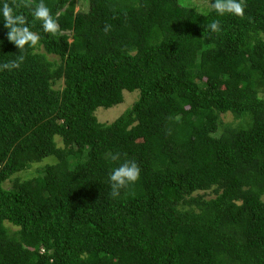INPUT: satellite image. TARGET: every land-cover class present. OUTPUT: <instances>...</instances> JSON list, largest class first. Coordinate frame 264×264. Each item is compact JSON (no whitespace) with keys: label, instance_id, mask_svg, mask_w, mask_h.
<instances>
[{"label":"trees","instance_id":"obj_1","mask_svg":"<svg viewBox=\"0 0 264 264\" xmlns=\"http://www.w3.org/2000/svg\"><path fill=\"white\" fill-rule=\"evenodd\" d=\"M9 2L40 40L19 52L0 21V64L24 56L0 71V264H264V0L244 19L184 0H43L56 36L31 16L40 0ZM125 160L141 178L114 199Z\"/></svg>","mask_w":264,"mask_h":264},{"label":"clouds","instance_id":"obj_2","mask_svg":"<svg viewBox=\"0 0 264 264\" xmlns=\"http://www.w3.org/2000/svg\"><path fill=\"white\" fill-rule=\"evenodd\" d=\"M246 0H212L210 5L211 12L215 13L216 17L232 16L240 19L245 18ZM20 5L15 2L10 3L9 0H0V21L3 22L4 28L7 29V39L12 42L19 52L28 48L36 47L40 37L31 31L27 17L20 12ZM31 16L42 22L43 30L56 36L59 32V25L54 18L49 7L40 0L34 6H31ZM207 28L212 33H221L223 25L220 19H214L213 22L207 25ZM24 63V56L20 55L17 59H13L7 63L0 64V71L18 70ZM113 161L120 159L118 154L111 155ZM141 178V168L134 160H125L119 163L118 166L112 169L109 174L108 181L111 188L112 198H118L122 190L136 184Z\"/></svg>","mask_w":264,"mask_h":264},{"label":"rangeland","instance_id":"obj_3","mask_svg":"<svg viewBox=\"0 0 264 264\" xmlns=\"http://www.w3.org/2000/svg\"><path fill=\"white\" fill-rule=\"evenodd\" d=\"M185 4L192 5L193 7H196L199 11H206L209 10L211 7V0H184ZM86 10V5L82 2H77L75 6V12H82ZM49 59H54L53 57H48ZM57 88L61 89L62 88V82H59L57 85ZM123 102L117 106H114L109 109H103V108H98L94 115L97 118V121L99 123L103 124H110L112 123L115 119H117L121 114H123L127 109L131 107V105L137 100L139 96L138 91H134L132 93L129 92H124L123 93ZM222 121L226 125H231V126H237L240 124L241 120H236L232 115L227 114L222 117ZM245 121V120H244ZM244 121L242 125L244 124ZM56 141H59L56 139ZM58 143V142H57ZM60 146V143H58ZM56 160L53 158H46L41 160L40 162L32 163L29 165L27 170L22 171L18 174H15L12 176L9 181L6 182L5 188H10L12 186V181L16 180L18 183H26L30 181H35L38 176L39 172L46 166V165H51L55 164Z\"/></svg>","mask_w":264,"mask_h":264}]
</instances>
